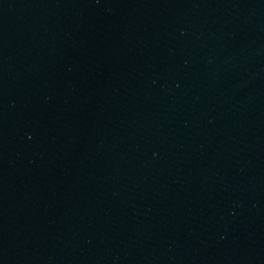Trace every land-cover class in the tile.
Listing matches in <instances>:
<instances>
[{
  "label": "water",
  "instance_id": "obj_1",
  "mask_svg": "<svg viewBox=\"0 0 264 264\" xmlns=\"http://www.w3.org/2000/svg\"><path fill=\"white\" fill-rule=\"evenodd\" d=\"M0 264H264V0H0Z\"/></svg>",
  "mask_w": 264,
  "mask_h": 264
}]
</instances>
